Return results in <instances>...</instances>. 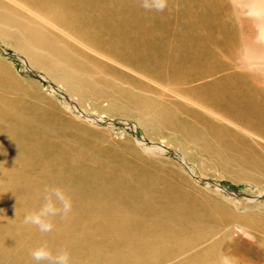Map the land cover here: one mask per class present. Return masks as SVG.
Listing matches in <instances>:
<instances>
[{"label": "rangeland", "instance_id": "rangeland-1", "mask_svg": "<svg viewBox=\"0 0 264 264\" xmlns=\"http://www.w3.org/2000/svg\"><path fill=\"white\" fill-rule=\"evenodd\" d=\"M213 1L220 20L217 15L216 27L225 30L230 40L228 47L216 50L217 57H223L231 69L250 75L255 85L264 88V0ZM58 26L56 16L27 0H0V107L6 111L0 121V138L3 136L1 139L7 142V136L15 132L33 135L35 142L29 141L33 152L30 148V154L27 151L17 157L35 158L36 163L31 161L27 167L19 164L24 179L27 177L36 188L42 186L39 195L44 199L45 189L52 186L61 188L66 195L75 192L80 173L87 174L83 184L93 186L89 194L77 198L80 202L71 205L70 211L89 209L86 203L98 198H106L107 207L114 208L115 194L103 193L99 183L117 177L148 190L154 195L152 201H157L161 191L173 192L184 211L191 212V219L182 228L178 221H163L161 229L147 235L149 242L160 237L163 249L159 246L156 254L161 258L154 257L150 262L144 256L143 264H180L182 258L193 253H199L202 261V251L209 254L205 258L208 264H264V138L260 136L263 134H251L211 120L225 132H219L218 136L210 132L196 142L182 131L178 137L172 128L161 123V116L159 120L157 115L162 107L170 108L167 105L176 102L187 110L200 113L199 110L165 90V94L161 93V88L150 81L101 59ZM179 30L175 25L167 29L168 44L175 41L174 35ZM25 42L38 53L35 57H40L44 66V57L55 63L53 70L57 73L51 75L39 68L14 46L16 43L24 46ZM11 138L8 142L16 144ZM8 149L19 153L18 147L10 145ZM20 179L21 176L18 185H22ZM9 184L10 181L4 186ZM150 203L153 202L146 206L144 215L139 214L140 218H148V222L153 218L149 215ZM57 206L62 207L58 201ZM81 217L84 222L96 216ZM6 222L17 228L19 218L7 216ZM170 227L174 231L166 230ZM71 230L85 245L102 238L100 233L89 236L81 228ZM140 233L135 231L137 235ZM182 239L186 245H181ZM65 242L63 238L51 242L49 247L66 250L71 257L75 244L69 249ZM82 250L88 251L89 247ZM78 261L84 264L82 258Z\"/></svg>", "mask_w": 264, "mask_h": 264}, {"label": "bare ground", "instance_id": "bare-ground-1", "mask_svg": "<svg viewBox=\"0 0 264 264\" xmlns=\"http://www.w3.org/2000/svg\"><path fill=\"white\" fill-rule=\"evenodd\" d=\"M27 1L56 16L60 24L58 27L86 50L159 86L163 91L161 93L165 94V90L175 99H181L184 104L199 110L200 113L187 110L175 102L173 106L167 105L170 108L162 107L159 115L156 113L159 120L161 116V123L172 128L178 137L182 131L196 142L204 139L210 132L217 133L216 136L219 135V132H225L215 126L211 122L212 120L219 124L225 123L244 129L251 134L261 133L263 135L260 136L264 138V88L255 85L250 75L231 69L230 64L225 62L223 57H217L216 50L228 47L230 40H227L225 30H221V27L218 28V25L216 27L217 15L218 21L220 20L219 12L213 6L215 1ZM171 25H175L180 30L175 35L173 34L175 41L168 44L166 42V38H169L167 29ZM222 33L226 34L221 35ZM32 34L36 36L34 33ZM14 46L27 56L29 61H35L39 68L47 70L50 74L57 73L53 70L56 68V64L44 57L46 64L44 66L39 61L40 57H35L38 53L31 49L29 43L25 42L24 46L16 43ZM131 82L135 83L132 80ZM147 85L149 84L147 83ZM175 106L179 112L175 110ZM1 107L0 121L3 118V112H6ZM118 113H120V109ZM186 118L190 120L186 121ZM161 123L160 125H162ZM128 126L134 130L133 126ZM163 126L165 127V125ZM163 126L160 127L164 128ZM15 133L7 137L9 140L12 137L16 144L8 142L9 140L4 141L1 139L3 136L0 138V264H35L30 257V251L33 248L42 242H46L49 247L51 242H60L63 238H66L65 246L69 249L72 244H75V249H71L73 256L69 257V264H82L81 261L77 263L81 258L84 264H143L144 256H148L150 262L154 257L160 256H156L159 246L162 247L160 237L157 236L155 240H152L153 242H149L147 235L161 229L163 221H178L180 228L185 224L188 225L191 212L184 211L181 201L173 192L161 191L157 201H152L154 195L148 190L135 187V184H129L117 177L115 180L99 183L103 186V193L115 194L114 208L111 205L112 209L107 207L106 198L102 200L98 198L86 203V205H90V208L84 211L57 212L50 217L53 225L51 231L40 232L35 225L26 224L24 217L44 203L43 197L39 195L43 188L42 186L37 188L33 186L27 177L24 179L19 165L21 163L27 167L31 161L36 163L33 161L35 158L33 160L31 158L17 159L21 153L28 151L30 154L32 148L29 147L31 145L29 141L35 142V139L32 134L27 132L25 134ZM10 145L14 149L18 147L19 153L10 151L8 149ZM30 148L31 151H29ZM159 148L164 150L161 146ZM37 162L39 163V160ZM180 164L184 165L186 170L192 174L183 161H180ZM81 174L82 172L80 173L81 177L79 176L80 178L75 182L76 187L73 188L76 191L67 195L71 205L80 202L77 198L81 194H89L90 186H93L89 183L88 185L83 184L87 179V174ZM20 176L19 183L22 185H18L17 182ZM8 181L10 184L5 187L4 184ZM207 184L209 185V183ZM215 188L220 189L218 185H215ZM113 190L115 193L111 192ZM17 196L20 198L17 199ZM167 196L170 198L167 199ZM149 202H153L150 203L151 209L148 207L149 215L153 218L148 222V218H140L139 214L143 213ZM121 213L124 215L120 216ZM83 214H93L96 217L94 220L87 219L86 222H83L81 217ZM7 216L19 218L17 228L14 224L6 222ZM28 225L30 228L25 229L24 227ZM76 228H81L89 236L100 233L99 236L102 235V238L100 236L96 242H94L95 239L90 240L85 245L73 230L69 232L70 229ZM14 229L16 230L10 232ZM174 229L170 227L166 230L174 231ZM136 230H140L142 233L137 235L135 234ZM180 231L183 232V230ZM161 239L165 240L166 237ZM190 241L192 242L191 239ZM180 242L181 245L187 244L185 239ZM77 244L80 245L79 248L76 246ZM85 246L89 247L88 251L82 250ZM107 248L110 249L105 252ZM52 251L55 253L58 250ZM164 251L167 250H163V253ZM202 253V261L199 259V253H196L197 255L193 253L188 255V258H182L180 264H208L209 262H205V258H209L208 252L202 251ZM40 264H47V262L42 261Z\"/></svg>", "mask_w": 264, "mask_h": 264}, {"label": "clouds", "instance_id": "clouds-1", "mask_svg": "<svg viewBox=\"0 0 264 264\" xmlns=\"http://www.w3.org/2000/svg\"><path fill=\"white\" fill-rule=\"evenodd\" d=\"M57 201L62 207L57 206ZM70 209L71 201L64 191L56 186L48 187L45 189L44 203L35 211L26 214L24 222L35 225L40 232H49L53 227L50 217L60 211L67 213ZM30 257L35 264H40L42 261L47 264H69V253L66 250L53 253L46 242L33 248L30 251Z\"/></svg>", "mask_w": 264, "mask_h": 264}]
</instances>
